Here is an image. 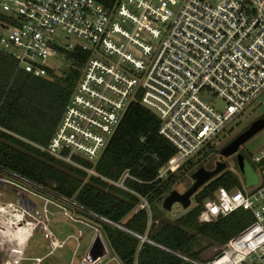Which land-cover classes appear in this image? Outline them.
I'll return each instance as SVG.
<instances>
[{"label": "built area", "instance_id": "1", "mask_svg": "<svg viewBox=\"0 0 264 264\" xmlns=\"http://www.w3.org/2000/svg\"><path fill=\"white\" fill-rule=\"evenodd\" d=\"M0 10L8 17L0 24V49L20 71L47 78L65 70L66 62L60 68L54 63L67 61V53L88 55L55 134L38 148L124 191L136 194L126 186L136 181L129 172L119 181L105 179L78 159L102 158L132 104L158 118L159 135L181 163L251 107L264 108V0H117L112 8L98 0H0ZM214 99L224 102V110L216 109ZM253 161L264 177V147ZM141 201V209L150 211ZM240 210L252 213L253 222L216 247L211 259H181L264 264V184L256 192L219 188L204 203L202 219ZM51 239L55 250L64 248L65 242ZM105 258L91 262L88 252L80 264Z\"/></svg>", "mask_w": 264, "mask_h": 264}, {"label": "trees", "instance_id": "2", "mask_svg": "<svg viewBox=\"0 0 264 264\" xmlns=\"http://www.w3.org/2000/svg\"><path fill=\"white\" fill-rule=\"evenodd\" d=\"M112 8L117 0H98ZM8 21L0 10V24ZM88 55L67 53L65 70L35 78L18 69L15 58L0 49V169L73 201L99 227L121 264H186L182 256L199 259L202 251L222 247L254 220L237 211L218 220L202 219L204 203L219 188L240 189L229 171L204 186L195 196L196 207L175 221L154 211L175 191L183 175L206 166L202 159L177 162V150L159 135V120L139 104H132L109 147L97 163L78 159L103 178L119 181L125 172L136 179L126 186L134 193L90 176L38 147H46L82 76ZM208 154L215 150L207 145ZM204 151V150H203ZM202 151V152H203ZM168 170L164 179L161 173ZM141 198L150 211L141 209ZM158 222V223H157ZM158 225H157V224ZM204 243L206 245H204Z\"/></svg>", "mask_w": 264, "mask_h": 264}, {"label": "rangeland", "instance_id": "3", "mask_svg": "<svg viewBox=\"0 0 264 264\" xmlns=\"http://www.w3.org/2000/svg\"><path fill=\"white\" fill-rule=\"evenodd\" d=\"M71 40L80 43L74 38ZM65 62L62 58L54 65L60 68ZM214 102L218 111L224 110L223 101L214 99ZM262 117L264 108L251 107L211 143L215 148L213 152L203 157L208 149L206 146L204 151L193 159H202L206 165L203 167L207 170H214L218 162L227 163L228 169L225 172L229 171L239 180L240 189L243 192H256L264 184L260 167L253 161V157L264 147L262 132L241 146L240 151L230 158L222 157L220 152ZM240 163L247 164L245 169ZM178 175L183 176L175 191L184 194L193 185L192 175L190 172H180ZM0 181H3L0 182V264H80L96 236L102 234L98 225L89 218L93 215L83 213L73 201L2 169ZM195 207L194 196L188 211ZM154 211L164 214L162 219L169 221H175L188 212L178 204L174 205L170 212L164 210L162 205L156 206ZM80 234L83 236L79 244L76 238ZM52 237L65 242L64 248L55 250ZM215 248L210 247L202 251L198 261L206 262L211 259ZM99 264L121 262L109 254Z\"/></svg>", "mask_w": 264, "mask_h": 264}, {"label": "water", "instance_id": "4", "mask_svg": "<svg viewBox=\"0 0 264 264\" xmlns=\"http://www.w3.org/2000/svg\"><path fill=\"white\" fill-rule=\"evenodd\" d=\"M264 129V117L257 119L253 122L248 129L241 133L237 138L224 147L220 154L224 158H230L236 155L241 146L250 141L258 133ZM240 166L245 169L246 163H240ZM228 169V165L225 162H218L214 170H207L205 167H201L192 175L193 185L184 193L181 194L178 191H173L163 202V209L170 212L173 206L181 205L185 210H189L192 206V198L198 194L200 189L210 183L212 180L220 176ZM3 183V181H0ZM108 254H115L112 252L109 242L103 235H97L94 239L91 248L89 250L90 261L95 262L98 259L105 258Z\"/></svg>", "mask_w": 264, "mask_h": 264}, {"label": "crops", "instance_id": "5", "mask_svg": "<svg viewBox=\"0 0 264 264\" xmlns=\"http://www.w3.org/2000/svg\"><path fill=\"white\" fill-rule=\"evenodd\" d=\"M76 221H78V220H76ZM101 235H103V234H101ZM104 236V235H103ZM116 257V256H115ZM117 258V257H116ZM118 259V258H117ZM38 260H40V259H38ZM119 260V259H118Z\"/></svg>", "mask_w": 264, "mask_h": 264}, {"label": "bare ground", "instance_id": "6", "mask_svg": "<svg viewBox=\"0 0 264 264\" xmlns=\"http://www.w3.org/2000/svg\"><path fill=\"white\" fill-rule=\"evenodd\" d=\"M4 210V209H3ZM16 216H18L19 217V215H16ZM21 217V216H20ZM28 241V240H27ZM21 258V257H20Z\"/></svg>", "mask_w": 264, "mask_h": 264}]
</instances>
